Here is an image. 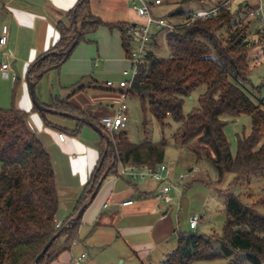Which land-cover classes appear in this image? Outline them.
Segmentation results:
<instances>
[{
  "label": "trees",
  "instance_id": "obj_1",
  "mask_svg": "<svg viewBox=\"0 0 264 264\" xmlns=\"http://www.w3.org/2000/svg\"><path fill=\"white\" fill-rule=\"evenodd\" d=\"M226 0H199L200 3L220 5ZM222 6L217 15L207 19L191 18V11L183 26L166 36L163 29H156L145 62L130 87L124 88L127 95L140 99L143 113L148 111L165 127L172 120L177 128L172 134L179 143L196 139L193 148L196 162L209 159L222 182L226 174H233V187L244 181L264 178V96H255L248 87L252 65L249 51L255 43L248 39L247 25L236 20L232 4ZM250 0H241L248 7ZM211 2V3H208ZM240 3V0H238ZM212 5V4H211ZM182 13L181 8L171 12L167 19ZM64 21L57 22L60 39L45 53L40 54L30 65L28 78L37 82L40 73L58 68L71 55V44L86 40L100 25L118 26L123 32V45L127 57L132 56L133 44L127 38L128 23H105L92 13L90 0H78ZM259 25L258 21H256ZM258 32L264 34L259 25ZM163 39L170 55L158 54ZM264 83L260 84L259 88ZM204 87L199 95V106L184 113L187 97ZM83 87H79L82 89ZM46 106L74 115L75 129H66L78 135L84 121L99 124L109 135L103 136L105 149L98 166L93 171L75 208V214L88 201L101 179L116 175L121 163L149 164L164 162L165 142L161 144L146 140L134 143L128 132L108 131L104 125L75 106L68 98L53 96ZM48 125L47 112L40 111ZM248 114L252 129L248 135L238 137L236 154L232 153L225 133L228 122L224 116L236 118ZM30 112L14 103L0 107V264H34L35 258L45 244L71 218L60 227L56 226L59 209L58 183L50 152L29 125ZM77 116V117H75ZM143 126L146 131L147 118ZM104 159L102 160V158ZM118 175V174H117ZM216 184V183H215ZM215 186L214 184H211ZM226 220L221 233L211 235L199 232H179L177 246L161 264H193L196 261L228 259L223 264H264V198L256 203H245L241 195L225 190ZM80 220L64 230L63 249H69L78 238ZM59 238V237H58ZM54 241L37 264H50L58 255Z\"/></svg>",
  "mask_w": 264,
  "mask_h": 264
},
{
  "label": "crops",
  "instance_id": "obj_2",
  "mask_svg": "<svg viewBox=\"0 0 264 264\" xmlns=\"http://www.w3.org/2000/svg\"><path fill=\"white\" fill-rule=\"evenodd\" d=\"M77 1L0 0V34L3 25L9 27V39L4 47L6 55L0 54V74L1 63L8 62L10 76L7 78L16 83L15 95L19 92L17 102L13 103L30 112L29 125L50 152L58 183L57 221L60 223L75 215V208L100 162L105 143L88 123L78 135L70 134L66 129L77 126L74 115L47 112L46 118L53 124L48 125L41 113L34 110L28 70L40 54L51 49L60 39L57 22L62 20L69 25L66 14ZM135 3L136 0H90V9L105 23L135 24L142 22L134 8ZM131 66L121 28L103 24L88 34L86 40L78 42L60 67L44 72L35 84L36 94L44 105L50 104L53 96L69 97L71 103L85 109L100 123L103 116L113 114L125 102L129 121L123 130L129 135V109L133 103L129 104L127 99L133 96L123 98L124 88L119 87L118 82L126 77L123 71ZM13 75L16 80L12 79ZM109 80L115 85L109 86ZM59 133L66 134L64 140L60 139ZM190 143L196 145L197 141L193 139ZM170 168L174 175H178V164ZM215 173L217 175L216 170ZM117 174L109 175L102 182L93 200L89 201V197L78 238L71 248L63 249L66 236H60L55 242L58 255L50 264H77L82 253L87 256L80 264H118L119 261L133 264L134 260L140 264H161L176 248L177 234L195 230L188 223L192 215L200 217L197 228L206 222L207 215H212L209 200L214 188L210 185L213 182L210 176L205 178L199 173L198 180L188 177V181L174 193V200L166 204L155 197L159 189L157 181L135 180ZM130 200L133 202L123 205ZM185 222L187 227L183 226Z\"/></svg>",
  "mask_w": 264,
  "mask_h": 264
},
{
  "label": "rangeland",
  "instance_id": "obj_3",
  "mask_svg": "<svg viewBox=\"0 0 264 264\" xmlns=\"http://www.w3.org/2000/svg\"><path fill=\"white\" fill-rule=\"evenodd\" d=\"M147 1L152 3L154 0ZM254 1L255 0H250L249 2L253 3ZM136 2H138V0H136ZM211 4L200 3L199 0H162V4L152 6V12L155 16H164L169 18L172 11L181 8L182 13L175 17L176 20L175 18H172L171 20L182 23L186 20V17L191 11H196L202 8H210L213 6V3ZM231 8L236 15V20L240 21L244 25H247L248 39L250 43L256 42L254 47H252L249 51V60L250 64L252 65V70L250 73V83L248 84V87L250 88V91L254 93V100L258 102L257 97L260 98L264 96V84L261 86V88H259L260 84L264 83V34L258 32L259 25L247 14L245 6L241 4V0L240 3L238 0L235 1ZM160 44L161 46L158 49V54L162 57L169 56L170 51L166 45L167 43H165V41L162 39ZM125 78L126 77H124V79ZM15 84L16 83H13L11 79H8L0 74V107L7 108L12 106L13 101L17 102L19 98V92L16 93V95L13 92ZM203 91L204 87L198 88L191 95V97H187L185 99L183 107L185 114H188L193 108L199 106L198 97ZM127 102L129 104L133 103L129 109L131 120L128 124V136L133 142L149 140L153 143L161 144V141L163 138H165L166 142L164 162L169 164L171 167L178 164V175L183 173L186 174L190 179H195L198 177L197 174L200 173L205 178H209L210 176L213 179L212 184L215 186H212L214 189H212L211 198L209 200L210 206L213 207L212 215H207L205 218L206 222L204 224H200L197 229L191 231L198 232V230H200L202 234L206 233V235L222 232L226 220V214L224 210L225 195L223 193L225 190L233 189V192L241 195L243 201L248 204L256 203L259 199L264 198V178H254L250 184L244 181L241 185H236L233 187L232 181L234 175L228 173L225 175L222 182L217 183L218 175H216L215 168L211 164L210 160L205 158L201 162H196L194 156L191 154L193 148H195V144L179 143L173 139L172 134L177 128V123L172 120H168L169 123L165 127H162V125L154 118L150 111L147 110L145 114L143 113L141 102L138 97L133 96L128 98ZM144 117H146L148 120L146 127L148 135L146 137H144ZM224 119L228 121L225 126L226 136L230 142L232 153L236 154L238 137L248 135L251 132V116L248 114H242L236 118L224 116ZM171 162L174 163L172 164ZM188 223L185 222L183 226L187 227ZM227 260L228 259L196 261L193 264H223ZM132 263L140 264V262L137 260H134ZM118 264H121L120 261Z\"/></svg>",
  "mask_w": 264,
  "mask_h": 264
},
{
  "label": "built area",
  "instance_id": "obj_4",
  "mask_svg": "<svg viewBox=\"0 0 264 264\" xmlns=\"http://www.w3.org/2000/svg\"><path fill=\"white\" fill-rule=\"evenodd\" d=\"M234 0H226L220 5L212 6L210 8H202L191 13L192 20L195 19H207L218 14L222 6H228ZM162 4V0H154L152 3L147 0H138L134 4V8L137 12V15L142 22L130 24L127 28V34L131 41L133 42L132 56L129 59L132 62L130 69L123 71V74L126 76L125 79L118 82V86L121 88L130 87L134 81L136 75L139 72V66L145 62L147 52L151 48L152 37L155 29H163V33L166 36L169 32L179 30L183 23H176L170 19H167L164 16H155L152 12V6ZM247 3H245L246 6ZM247 14L258 21L259 25L264 28V0H255L253 3L248 4L246 8ZM8 25H3L1 34H0V54H5L4 47L8 43ZM10 64L6 61L1 63V72L4 77H9L8 72ZM13 80H16V75L12 76ZM109 86H114L115 82L109 80L107 82ZM123 98L127 97V94L124 92L122 94ZM128 106L125 102H122L119 108L111 115L103 116L101 119L104 127L110 132H117L125 129L129 121V116L127 113ZM65 133H59L61 140L65 139ZM119 175L129 176L131 179L135 180H148L153 179L159 183V189L155 194V197L169 204L174 200V193L179 191L181 185H184L188 176L186 174L180 173L179 175H174L170 165L162 162L156 166L149 164H136L128 163L122 164L119 169ZM133 201H126L123 205L132 203ZM200 217L197 214H194L190 217V227L196 229L199 223ZM56 226L60 227L61 223L56 220ZM86 253H82L77 258V264H80L81 261L86 257Z\"/></svg>",
  "mask_w": 264,
  "mask_h": 264
},
{
  "label": "water",
  "instance_id": "obj_5",
  "mask_svg": "<svg viewBox=\"0 0 264 264\" xmlns=\"http://www.w3.org/2000/svg\"><path fill=\"white\" fill-rule=\"evenodd\" d=\"M78 43V39H76L71 46L69 47V49L67 50V54H70V52L74 49V47L77 45ZM44 74V72L40 73V76H42ZM29 92L31 95V99L34 103V105L40 110V111H44V112H49V113H59V114H63L66 116H73L72 114L68 113V112H60L58 110H54L48 106H45L44 104H42L40 102V100L37 97L36 94V88H35V84L36 82L33 81L32 79H29ZM86 123H88L90 126H92L101 136H103L108 142L110 141L109 135L104 131V129L98 125L93 123L92 121L85 119L84 120ZM104 159V157L102 158V160ZM106 175H104V177L101 179V181L99 182V184L97 185L95 191L93 192V194L90 196L89 201L93 200L94 197L96 196L100 186L102 185L103 179L105 178ZM88 201L79 209V211L73 216L71 217L66 224H64L60 230L50 238V240L45 244V246L43 247V249L40 251V253L37 255V257L35 258V262L34 264H37L38 261L46 254L47 250L51 247V245L54 243V241L60 237L62 235V233L64 232V230L72 225H75L80 218L82 217L86 207L88 206Z\"/></svg>",
  "mask_w": 264,
  "mask_h": 264
}]
</instances>
